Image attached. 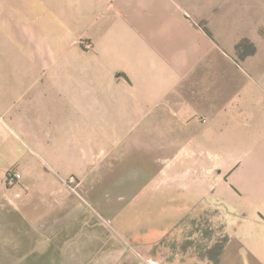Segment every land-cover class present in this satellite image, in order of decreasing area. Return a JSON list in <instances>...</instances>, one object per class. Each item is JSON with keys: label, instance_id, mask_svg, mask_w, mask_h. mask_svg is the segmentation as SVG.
Instances as JSON below:
<instances>
[{"label": "crops", "instance_id": "1", "mask_svg": "<svg viewBox=\"0 0 264 264\" xmlns=\"http://www.w3.org/2000/svg\"><path fill=\"white\" fill-rule=\"evenodd\" d=\"M257 1L264 5L0 0V218L17 207L33 209L48 227L49 199L54 191H74L61 185L71 175L86 180L83 192L92 195L87 168L101 158L63 150L84 143L103 152L105 175L95 180L109 178L116 164L144 166L116 184L127 191L118 196L127 219L121 233L137 252L134 264H264V39L256 31L264 6ZM243 39L247 51L244 42L238 47ZM9 170L21 173L13 185L5 179ZM194 182L199 191L233 194L234 202L221 206V253L193 262L177 254L187 253L191 235L179 239L181 221L199 200L193 207L137 201L145 189L187 191ZM17 191H27L18 204ZM76 222L58 225L100 229L93 230L100 238L90 249L74 239L73 259L110 264L114 252L129 254L123 244L114 247L100 222Z\"/></svg>", "mask_w": 264, "mask_h": 264}, {"label": "rangeland", "instance_id": "2", "mask_svg": "<svg viewBox=\"0 0 264 264\" xmlns=\"http://www.w3.org/2000/svg\"><path fill=\"white\" fill-rule=\"evenodd\" d=\"M256 4H259L261 7L264 6L260 4L259 1H257ZM197 14L201 15L200 13ZM198 22L200 24H205L207 21L202 18L198 19ZM256 31L257 35H261L264 39V21H258ZM247 41L249 40L243 39L240 41L244 42L245 46L242 48V51L248 50L246 46L248 44H245ZM236 54L241 56L239 51H237ZM62 133L67 137L66 139H69L72 134V132L67 129ZM64 147L65 149L63 150L68 156L74 154L78 156V154H81L82 156L88 157L91 155V158L96 160L101 158L99 159L100 161L104 159L102 158L103 152L98 151V147H89L84 143H81V146L75 149L68 145H64ZM50 150L56 151V148H50ZM38 151H40L39 148ZM100 161L89 164L87 168V172H89V182L94 180V190L90 192L92 195L89 197L83 192L86 187V185L84 186L86 180L83 182V178L81 179L78 175L69 176L68 178H72L71 181H68V178L65 182L61 181L62 186L68 183L73 187L72 190L74 189V191H54L52 193L47 207L48 227L45 226L46 220H43L44 217H40L41 213L34 212V210L31 209L32 207L30 208L31 212L25 211L26 213L21 212L18 207L16 208L17 210L14 209L10 210V212H2V217L0 218V264H95L100 262L92 258H72L74 256L72 249V242L74 239L77 240L78 244L80 242L81 248L90 249L89 242L95 235L97 240L100 238L99 234L93 232V230H95V232H100V229H86L85 227H77L74 229L73 227L71 228V226L64 228L58 225L59 221L72 220V218H74L78 224L79 221L88 223L100 222L105 227L103 229L106 230L107 236L111 233L114 247L121 244L126 246L128 241L125 240L121 233V224L124 225L127 220L121 217V209L125 206L119 203L120 199L118 196H120L119 194H121V192L127 193V191H121L122 187L120 189L118 188L119 185L117 186L116 184L118 182L122 184L123 179L127 178L126 176L135 173L138 174V172L141 173V168H144V166L140 163L116 164L113 165L114 169L108 173V175H110L109 178L95 180L94 177H98L97 174L99 172L101 174L104 172L105 175V165L99 164L98 162ZM152 171L153 170H150L149 172L151 173ZM147 179L148 176H145L141 180L146 181ZM74 184L76 185L75 187L72 186ZM193 185L194 186H191L187 191H180L178 189L170 191L169 188L165 191H147L145 189L139 196L140 200L139 202L137 201V204L138 206L149 204L150 207L154 203H178L187 207H193L195 202L199 200L198 204L195 206L197 209L192 210L190 214L187 215V218L181 221V224L185 222L186 228H182L183 236L179 239H182L183 242L185 235L189 237L191 235V238H187L186 240L187 253L185 254L183 251L177 254L178 259L182 261L192 260L194 262L199 258L215 256L219 247L223 244L225 237L222 226L225 212L221 206H232L234 198L233 194H228L224 191H199V186H195L199 184L194 182ZM65 186L67 187V185ZM106 187H108L109 191H105ZM187 188L188 186L185 187V189ZM111 189L115 191H110ZM26 192L27 191H17V204L20 203V201H24L23 197L27 194ZM222 193H224L225 196L221 195V198L219 194ZM65 196H67L68 199H74L75 205L66 202ZM98 197L103 200L109 199L111 202L101 203ZM91 198L93 200H91ZM212 204H217V206H213ZM204 206H207V208L201 211L200 207ZM73 208H76L74 214ZM79 232L84 234L82 239L80 238L81 235ZM124 241H126V243ZM129 246L133 247L131 243ZM179 246V243L173 244L171 249H177ZM126 247L127 251L130 250L129 254H127V256H122L121 253L114 252L110 258V264H134L135 260L139 259L137 252L132 251L128 246ZM156 247L157 245L153 246L152 250L156 249ZM172 252L173 251H171V253L167 252L164 259L167 260L168 257L172 256L174 253ZM76 255L77 253L75 256ZM88 255L89 254H86V256ZM92 255L93 251L90 256Z\"/></svg>", "mask_w": 264, "mask_h": 264}, {"label": "built area", "instance_id": "3", "mask_svg": "<svg viewBox=\"0 0 264 264\" xmlns=\"http://www.w3.org/2000/svg\"><path fill=\"white\" fill-rule=\"evenodd\" d=\"M6 182L9 185H13L15 183H17L20 179H21V173L15 170H9L6 173ZM72 178H69L68 181H71Z\"/></svg>", "mask_w": 264, "mask_h": 264}, {"label": "trees", "instance_id": "4", "mask_svg": "<svg viewBox=\"0 0 264 264\" xmlns=\"http://www.w3.org/2000/svg\"><path fill=\"white\" fill-rule=\"evenodd\" d=\"M241 45H243V42H240V44H238V47H240ZM222 247H223V244H221V246L219 247V249H218V251H217V254H216V255H218V254H220V253H221V251H222ZM210 258H213V257H210Z\"/></svg>", "mask_w": 264, "mask_h": 264}]
</instances>
